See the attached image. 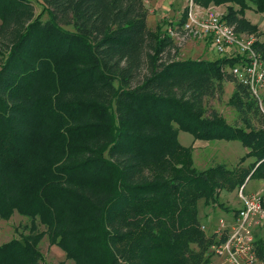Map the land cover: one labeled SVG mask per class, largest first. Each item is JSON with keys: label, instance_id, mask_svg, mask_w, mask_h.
Wrapping results in <instances>:
<instances>
[{"label": "trees", "instance_id": "obj_1", "mask_svg": "<svg viewBox=\"0 0 264 264\" xmlns=\"http://www.w3.org/2000/svg\"><path fill=\"white\" fill-rule=\"evenodd\" d=\"M192 2L228 3L223 18L248 33L249 3L264 13V0ZM148 14L144 0H0V218L29 219L0 264H39L44 235L72 264H208L198 201L226 209L217 189L255 177L264 206V112L224 69L235 60L163 58L174 38ZM224 81L241 124L205 109ZM179 130L237 139L239 164L251 159L198 169ZM254 244L264 258V237Z\"/></svg>", "mask_w": 264, "mask_h": 264}, {"label": "rangeland", "instance_id": "obj_2", "mask_svg": "<svg viewBox=\"0 0 264 264\" xmlns=\"http://www.w3.org/2000/svg\"><path fill=\"white\" fill-rule=\"evenodd\" d=\"M144 3L147 6L149 12L147 19L149 29L155 30L157 23H159L160 30L167 31L169 27L175 28L178 25L176 23L180 19L184 7L189 4V0H144ZM209 5L214 7L217 11L224 12L226 11L228 3H210ZM35 6L36 9H38L37 4H35ZM235 7L237 6L235 5ZM250 7L253 8L254 6L249 3V6L246 8L248 14H251V16L254 14V16H256V14L259 12H256L255 10H253L254 8L251 9ZM45 18L46 15H44V19ZM258 33H260V31L257 27V31L255 32V34L257 35ZM174 42L176 44V53L174 51H172V53L170 54L165 52L163 58L168 59L171 57L174 58L176 56L175 58L180 59L193 58L215 60L222 57V54L216 52L211 42H209L208 39L202 37H196L193 35H187L184 39H182L181 37H174ZM144 72L145 69H143L140 75L136 77V80L141 79ZM231 93L232 83H226L221 93H217V95L213 97H206L204 99L205 109L208 111V113L211 110L217 111L227 120V122L231 124H241L239 113L232 105L229 104L228 99ZM261 98L264 109V93H261ZM178 140L184 146L193 147V165L201 170L220 162L224 163L228 168L233 169L236 166L242 164L246 165L247 162H249L251 159L250 157H248L244 162H242V164H239L240 158L244 156L246 152L243 150L242 143L237 139L229 141L198 140L195 139L191 133L179 130ZM191 141L192 144L190 145L189 143ZM256 180L260 179L253 177L248 182L245 190L243 188L242 192L248 193L247 191L254 192L255 190L257 191L263 189L261 187L262 185L260 183L257 184ZM217 191L219 192V199L223 203L224 207L230 209L233 207L236 208L235 205H238L239 201V188L233 189L231 191L223 188L217 189ZM198 209L200 211V214L203 211H206L207 214L210 215V218L208 219L209 222H207L209 223V226L205 224L207 227V231H212L208 229V227H212L213 229L218 218L231 220L232 222L233 218L230 217L231 213L225 214L224 212H221L218 206L213 203L204 204L203 200L201 199L198 201ZM27 224H29V219L25 216L20 215L16 211H14L8 219L0 218V243L9 240L12 237H18L20 231L24 230L23 226ZM37 227L39 230L45 229L44 226L39 223L37 224ZM253 234L254 237H264V223L255 227L253 229ZM38 247L42 253V261L39 264H72V261L65 258L64 252L57 245L51 244L49 242L46 235L41 238Z\"/></svg>", "mask_w": 264, "mask_h": 264}, {"label": "built area", "instance_id": "obj_3", "mask_svg": "<svg viewBox=\"0 0 264 264\" xmlns=\"http://www.w3.org/2000/svg\"><path fill=\"white\" fill-rule=\"evenodd\" d=\"M186 20L175 28L169 27L171 37L184 39L187 35L208 39L222 57L234 59L224 69L245 85L264 112L261 93H264V53L255 33L237 31L224 18V12L212 6L201 7L189 0ZM239 187L241 207L231 220L218 218L212 233L216 242L210 247L208 264H264L255 247L253 229L264 223L263 189L243 193ZM201 229L206 230L205 224Z\"/></svg>", "mask_w": 264, "mask_h": 264}, {"label": "crops", "instance_id": "obj_4", "mask_svg": "<svg viewBox=\"0 0 264 264\" xmlns=\"http://www.w3.org/2000/svg\"><path fill=\"white\" fill-rule=\"evenodd\" d=\"M251 8V7H250ZM254 8V7H253ZM253 8H251V9H253ZM248 10H250V9H248ZM254 10V9H253ZM244 16H245V18L247 19V20H249L252 24H255V25H257V27H258V29H259V31H260V33H258L257 34V37L259 38V41H260V43L264 46V13H257L256 14V16H254V14L251 16V14H248V11H247V9H245V11H244ZM226 83H232V91H233V88H234V82H232V81H224L223 82V87L225 86V84ZM227 121V120H226ZM229 123V122H228ZM231 124V123H230ZM220 140H224V139H220ZM224 141H229V140H224ZM190 145L192 144V141L189 143ZM227 144H229V143H227ZM193 148V147H192ZM243 150L245 151V152H247L248 151V148L247 147H245V146H243ZM221 163V162H220ZM251 179H246V181L244 182V190H245V188L247 187V185H248V182L250 181ZM256 182H257V184H261L262 186V188H263V182H261L260 180H256ZM256 191V190H255ZM248 193H251V192H253V191H247ZM241 205H242V203H241V200H240V198H239V201H238V205H235L236 206V208H227L226 207V209H222V208H219L220 209V211L221 212H224L225 214H230L231 213V215H230V217H232V213H235V211H237L240 207H241ZM206 215H208L207 214V212L206 211H203L201 214H200V211L198 210V217H199V220L201 221V223L203 222V224H206L207 226H209L208 224L209 223H207V222H209V218H210V215H208V216H206ZM208 229H210V230H212V227H208Z\"/></svg>", "mask_w": 264, "mask_h": 264}]
</instances>
